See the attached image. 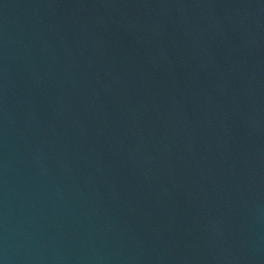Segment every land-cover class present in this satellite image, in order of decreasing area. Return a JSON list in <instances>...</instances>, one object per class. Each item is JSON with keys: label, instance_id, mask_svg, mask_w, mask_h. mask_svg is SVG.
Wrapping results in <instances>:
<instances>
[{"label": "water", "instance_id": "95a60500", "mask_svg": "<svg viewBox=\"0 0 264 264\" xmlns=\"http://www.w3.org/2000/svg\"><path fill=\"white\" fill-rule=\"evenodd\" d=\"M0 264H264V0H0Z\"/></svg>", "mask_w": 264, "mask_h": 264}]
</instances>
